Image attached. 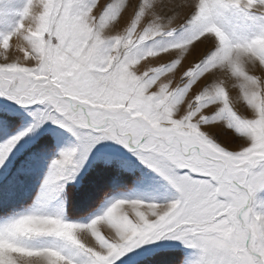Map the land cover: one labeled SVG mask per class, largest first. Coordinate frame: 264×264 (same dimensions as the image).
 <instances>
[{
  "label": "snow or ice",
  "instance_id": "obj_1",
  "mask_svg": "<svg viewBox=\"0 0 264 264\" xmlns=\"http://www.w3.org/2000/svg\"><path fill=\"white\" fill-rule=\"evenodd\" d=\"M261 128L264 0H25L0 38V259L264 264ZM139 166L176 194L115 197L154 186Z\"/></svg>",
  "mask_w": 264,
  "mask_h": 264
},
{
  "label": "rangeland",
  "instance_id": "obj_2",
  "mask_svg": "<svg viewBox=\"0 0 264 264\" xmlns=\"http://www.w3.org/2000/svg\"><path fill=\"white\" fill-rule=\"evenodd\" d=\"M24 5H25V0H14L13 3V8L15 10L14 14L11 16L10 19L0 22V38H2L4 35H7L10 31L14 30L15 26L19 22V11L23 8ZM178 22L179 21H177V23ZM181 35H182L181 33H177L174 38L180 39ZM260 134L264 135V128H261ZM139 173H147V175L151 178V184L154 186H149L148 184H144V185L132 187L135 177L128 176L125 178V183L128 185V187L125 190L116 192L115 197L139 198L144 201H152V200H165L171 198L176 194L175 190L168 185L167 181H165L163 178L159 177L155 173L150 172L147 168L143 166H139L138 174ZM38 183H39V179L37 177H33L28 182L26 192L35 190ZM26 192L22 193L21 196L18 197V199L15 201L16 206H19L21 203H23ZM80 195L81 194L77 192L73 200L72 212L75 214H80L83 211V208L80 203ZM92 195L94 199H100L103 196V190H97ZM258 196L260 199H264V191L259 192ZM3 250H11V249L8 246L4 245L3 243H0V252H2ZM176 251H179L182 256L184 250L178 247ZM125 259H127V257H125ZM150 261L152 260H149L148 264H150ZM0 264H3L2 259H0ZM154 264H161V262L155 260Z\"/></svg>",
  "mask_w": 264,
  "mask_h": 264
},
{
  "label": "trees",
  "instance_id": "obj_3",
  "mask_svg": "<svg viewBox=\"0 0 264 264\" xmlns=\"http://www.w3.org/2000/svg\"><path fill=\"white\" fill-rule=\"evenodd\" d=\"M180 258H181V253L179 251H176V255L171 259L175 262H178ZM154 263H155V260L150 261V264H154Z\"/></svg>",
  "mask_w": 264,
  "mask_h": 264
},
{
  "label": "bare ground",
  "instance_id": "obj_4",
  "mask_svg": "<svg viewBox=\"0 0 264 264\" xmlns=\"http://www.w3.org/2000/svg\"><path fill=\"white\" fill-rule=\"evenodd\" d=\"M5 251H8V250H3L2 252H0V257L3 256V254H4Z\"/></svg>",
  "mask_w": 264,
  "mask_h": 264
}]
</instances>
